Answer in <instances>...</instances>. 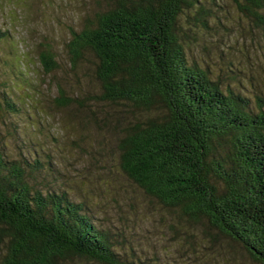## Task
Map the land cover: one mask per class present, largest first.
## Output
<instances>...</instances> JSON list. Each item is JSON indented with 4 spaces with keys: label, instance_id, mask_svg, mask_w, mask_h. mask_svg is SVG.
Instances as JSON below:
<instances>
[{
    "label": "trees",
    "instance_id": "obj_1",
    "mask_svg": "<svg viewBox=\"0 0 264 264\" xmlns=\"http://www.w3.org/2000/svg\"><path fill=\"white\" fill-rule=\"evenodd\" d=\"M217 1L115 0L68 47L74 66L86 53L98 61L104 100L136 111L119 141L122 171L190 226H211L264 264V95L225 87L186 52V35L209 27ZM243 1L264 27V0ZM40 57L47 73L58 68L50 48ZM26 173L0 141V264H136L133 246L86 205L37 189Z\"/></svg>",
    "mask_w": 264,
    "mask_h": 264
},
{
    "label": "rangeland",
    "instance_id": "obj_2",
    "mask_svg": "<svg viewBox=\"0 0 264 264\" xmlns=\"http://www.w3.org/2000/svg\"><path fill=\"white\" fill-rule=\"evenodd\" d=\"M114 1L0 0V29L8 32L0 40L4 155L25 167L37 189L66 191L86 205L97 226L133 246L128 259L136 264H256L211 226L187 224L122 171L119 141L136 111L104 100L98 61L86 53L74 66L68 47ZM246 7L218 0L209 27L186 35V52L213 80L255 99L264 95V27ZM49 48L58 62L51 73L40 57Z\"/></svg>",
    "mask_w": 264,
    "mask_h": 264
}]
</instances>
